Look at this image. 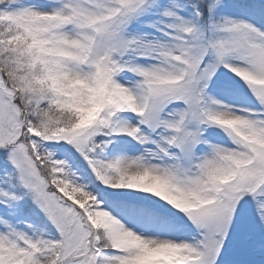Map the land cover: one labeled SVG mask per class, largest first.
<instances>
[{"label": "snow or ice", "instance_id": "1", "mask_svg": "<svg viewBox=\"0 0 264 264\" xmlns=\"http://www.w3.org/2000/svg\"><path fill=\"white\" fill-rule=\"evenodd\" d=\"M0 264H264V0H0Z\"/></svg>", "mask_w": 264, "mask_h": 264}]
</instances>
